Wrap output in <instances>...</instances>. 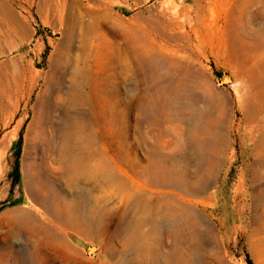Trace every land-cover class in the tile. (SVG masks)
<instances>
[{
    "label": "rangeland",
    "instance_id": "1",
    "mask_svg": "<svg viewBox=\"0 0 264 264\" xmlns=\"http://www.w3.org/2000/svg\"><path fill=\"white\" fill-rule=\"evenodd\" d=\"M0 264H264V0H0Z\"/></svg>",
    "mask_w": 264,
    "mask_h": 264
},
{
    "label": "bare ground",
    "instance_id": "2",
    "mask_svg": "<svg viewBox=\"0 0 264 264\" xmlns=\"http://www.w3.org/2000/svg\"><path fill=\"white\" fill-rule=\"evenodd\" d=\"M162 10H164L165 15L171 16V9L169 7L168 4H164L163 6H161ZM160 214V213H159ZM160 219V218H159ZM162 219V218H161Z\"/></svg>",
    "mask_w": 264,
    "mask_h": 264
}]
</instances>
